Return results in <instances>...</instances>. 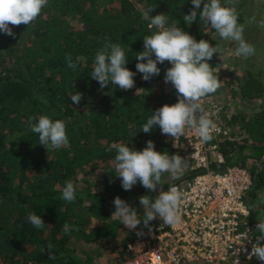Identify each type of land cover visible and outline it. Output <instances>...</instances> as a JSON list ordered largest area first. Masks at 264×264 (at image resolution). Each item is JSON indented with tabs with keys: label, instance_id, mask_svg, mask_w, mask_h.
Instances as JSON below:
<instances>
[{
	"label": "trees",
	"instance_id": "obj_1",
	"mask_svg": "<svg viewBox=\"0 0 264 264\" xmlns=\"http://www.w3.org/2000/svg\"><path fill=\"white\" fill-rule=\"evenodd\" d=\"M243 1L235 4L238 23L244 18ZM154 5L151 15L165 13L169 24L179 20L197 41L224 43L213 40L216 36L210 33L215 31L200 22L203 0L191 26L182 19L194 7L191 0H49L35 22L13 27L15 37L0 33V264H116L128 256L129 238L141 230L140 237H146L153 230L156 219L149 227L141 223L132 231L111 219L116 196L143 217L139 197L155 199L159 188L152 192L138 182L125 191L120 178L108 172L114 170L116 150H106L113 144L143 150L152 140L157 151L177 154L173 138L162 135L159 126L149 133L141 130L156 109L177 102L174 87L164 81L171 64L158 63L161 71L149 81L137 72L134 87L127 91L111 83L101 90L90 73L95 54L106 41L119 44L129 59L126 67L136 71L135 56L143 50V37L155 31L147 27L140 9ZM69 54L77 70L67 67ZM218 62V54L209 61L213 68ZM258 73L247 69L240 77L229 71L222 82L247 101H259L249 114L224 120L231 126L229 136L218 141L224 161L211 160L209 166L224 168L236 156L241 159L238 164L250 169L259 190L264 185V81ZM218 76L222 81L227 73ZM76 92L82 93L79 104L71 100ZM40 115L67 122L68 147L47 152L38 143V134L30 130L36 121L29 118ZM204 170L189 168L180 180ZM164 179L163 189L180 181L167 175ZM69 180L77 189L72 203L61 199ZM30 213L42 216V229L28 221ZM65 225L72 230L66 233ZM90 242L95 244L92 249L85 247Z\"/></svg>",
	"mask_w": 264,
	"mask_h": 264
},
{
	"label": "clouds",
	"instance_id": "obj_2",
	"mask_svg": "<svg viewBox=\"0 0 264 264\" xmlns=\"http://www.w3.org/2000/svg\"><path fill=\"white\" fill-rule=\"evenodd\" d=\"M237 2L238 0H203L199 18L205 27L211 28L217 34L216 37L212 36L213 40L217 41L218 37L220 40L234 42L236 56L247 59L255 55L256 48L246 41L244 26L238 23L235 7ZM191 3L193 9L182 17L188 26L196 20L202 0H191ZM48 5L49 0H0V33L15 37L13 27L21 24L28 27L40 17ZM154 8L155 5L140 9L142 19L149 21L148 28L155 31L143 37V50L135 56L136 71L126 67L129 59L125 50L119 44L106 41L95 54L90 77L99 83L101 90L108 88L111 83L127 91L134 87L137 72L142 74L143 80L149 81L153 76L159 75L161 69L158 63L169 62L171 67L166 69L164 81L174 87L178 100L174 104H164L156 109L142 125L141 130L149 133L159 126L161 134L173 138L176 144L177 140L186 136L188 129H192L201 143H208L215 138L218 127L206 113L204 99L223 86L218 76L219 71H214L209 61L214 54H219L221 58L223 49L218 43L213 46L206 39L197 41L179 26V20L169 24V17L165 13L151 15ZM260 27L264 28V22ZM65 62L68 68L77 70L78 64L70 54L65 56ZM81 99L80 92L71 96L75 104H79ZM29 120L36 121L30 123V130L38 134V143L45 146L47 152L69 146L65 120H53L48 115H40L38 118L33 116ZM113 149L116 150L114 170L107 171L120 178L125 191H130L139 182L142 187L152 192L159 188V194L155 199L149 195L139 197V204L144 211L143 217L138 215L136 208L131 204L116 196L113 200L115 210L110 216L111 219L119 221V224H123L129 231L137 229L141 223L144 227H149L150 222L156 218H160L163 224L173 229L181 225V208L186 205L187 197L177 187L169 186L165 191L163 185L166 183L165 175L174 180H180L185 175L190 168L188 157L159 152L152 140L147 141L143 150H136L124 144H113L106 151ZM61 191V199L64 201L72 203L76 200L77 189L71 180L66 182ZM239 191L242 189L233 190L230 194L235 195ZM258 206V203L251 204L244 211V215L248 217L250 209L257 210ZM27 219L37 229H42L45 225L40 215L30 213ZM257 219L255 242L252 243L250 252L246 248L244 251L249 260L255 257L264 264V243H261L264 241V219L258 216ZM71 230L65 225L66 233ZM143 234L142 230L136 232L137 236ZM47 249L49 259H53V245L49 243Z\"/></svg>",
	"mask_w": 264,
	"mask_h": 264
},
{
	"label": "built area",
	"instance_id": "obj_3",
	"mask_svg": "<svg viewBox=\"0 0 264 264\" xmlns=\"http://www.w3.org/2000/svg\"><path fill=\"white\" fill-rule=\"evenodd\" d=\"M149 21H147L148 25ZM148 27V26H147ZM155 30V29H153ZM178 100V99H177ZM206 113L218 127L215 138L201 143L194 130L174 143L177 154L190 160V168L204 167L190 178L170 183L187 197L181 208L182 224L175 229L156 218L151 233L146 237L129 238L125 244L128 256L117 264H255L248 259L255 242L258 219L249 208L248 194L253 184L250 169L241 164L211 167V160L224 161L218 141L230 134L231 126L225 123L228 108L219 99H204ZM248 158V161H252ZM230 194L233 190H241ZM250 239V240H249ZM261 243H264L262 241ZM42 264V263H29Z\"/></svg>",
	"mask_w": 264,
	"mask_h": 264
},
{
	"label": "rangeland",
	"instance_id": "obj_4",
	"mask_svg": "<svg viewBox=\"0 0 264 264\" xmlns=\"http://www.w3.org/2000/svg\"><path fill=\"white\" fill-rule=\"evenodd\" d=\"M99 1L103 3L106 2V0H99ZM243 2L245 5L244 7L245 10L243 13L244 18L242 22H240V24L244 26V37L246 41L255 46L256 53L255 55L247 59L243 57H238L235 54L236 44L234 42L223 40L224 43L220 45L223 49V55L220 58L218 54L219 56L218 66L214 68V71L217 72L219 71L218 75L227 73V77L222 78L223 79L222 82H226V79L230 75L229 71H233L235 75L242 77L247 69H253L254 71L259 72L258 74L261 76V79L264 81V28L260 27V24L264 22V0H244ZM210 34L217 36L215 32H212ZM234 89L235 88L233 87L231 88L229 85L226 84L225 86L223 85L220 89H218L216 93L210 94L209 96H213L214 98H219L228 108V112H227L228 116H233L235 117L234 119H237L240 113L244 112L243 114L245 113L249 114L252 109H255L256 107L255 108L252 107V104H254L259 100L257 98L254 100L247 101L243 97L239 96ZM247 123L248 122L244 123V125H246ZM240 160H241L240 158L234 156L231 157L228 161H226V163L228 165L238 164ZM251 189L254 190V193L251 192L252 190L250 191V193L248 194L249 199L251 197L253 199H256V202H260V204L264 207V185L261 189L258 190L254 187V183H253ZM258 191L260 192L262 191V192L260 193ZM157 192L159 194V191ZM259 215L263 217L262 219H264V213H259ZM93 245L95 244L90 242L85 244V247H87L88 249H92L91 247Z\"/></svg>",
	"mask_w": 264,
	"mask_h": 264
},
{
	"label": "crops",
	"instance_id": "obj_5",
	"mask_svg": "<svg viewBox=\"0 0 264 264\" xmlns=\"http://www.w3.org/2000/svg\"><path fill=\"white\" fill-rule=\"evenodd\" d=\"M261 189V188H260ZM258 192H260V191H258ZM262 192V191H261ZM260 192V193H261ZM248 200H249V205H251V204H253V203H258L259 204V206L257 207V210L256 209H251L252 210V212H253V214L257 217H260V218H263V217H261L260 215H259V213H264V207L260 204V202H256V199H253L252 197L249 199V197H248ZM263 204V203H262ZM263 216V215H262Z\"/></svg>",
	"mask_w": 264,
	"mask_h": 264
}]
</instances>
